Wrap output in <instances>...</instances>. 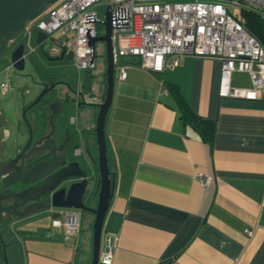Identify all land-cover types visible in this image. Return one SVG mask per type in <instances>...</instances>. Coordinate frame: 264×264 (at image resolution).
I'll use <instances>...</instances> for the list:
<instances>
[{
	"label": "crops",
	"instance_id": "1",
	"mask_svg": "<svg viewBox=\"0 0 264 264\" xmlns=\"http://www.w3.org/2000/svg\"><path fill=\"white\" fill-rule=\"evenodd\" d=\"M27 36L30 44L29 31ZM62 60L67 59H46L44 64L47 70L57 68L51 73L61 74L91 101L87 95L96 91L88 78L72 84ZM166 61L173 62L174 55L167 54ZM119 62L127 63L126 76L121 78L115 66L105 118L114 186L101 251L109 237L110 264H264V98L219 95L217 56L182 54L158 72L141 66L138 56L125 55ZM102 83L101 100L105 70ZM231 84L250 86L248 72L233 71ZM172 87L195 113L215 121L211 140L182 119ZM92 109L76 104L69 119L73 149L81 148L79 157L88 152L96 161ZM19 132L26 139L25 130ZM201 173L212 177L211 184L201 182ZM11 231L19 256L10 258V264H91L88 226L84 234L79 229L66 236L50 215L32 216L14 222ZM5 242L0 239V264H5Z\"/></svg>",
	"mask_w": 264,
	"mask_h": 264
},
{
	"label": "built area",
	"instance_id": "2",
	"mask_svg": "<svg viewBox=\"0 0 264 264\" xmlns=\"http://www.w3.org/2000/svg\"><path fill=\"white\" fill-rule=\"evenodd\" d=\"M101 0H58L36 20V27L46 36L52 54L62 50L73 52L75 68L95 66V46L90 40L99 35L101 22L93 6ZM110 7L111 41L114 65L121 78L126 76L127 63L119 62L125 55L139 57V64L158 72L172 67L180 55L217 56L221 60L219 95L245 99L264 98V46L245 27V18L230 11L232 4L264 17V0H105ZM104 33V32H103ZM28 46H30L28 42ZM174 61L167 62L166 55ZM235 70L247 71L250 86H234ZM75 120L71 117V121ZM81 148L74 149L75 154ZM209 185L212 177L199 174ZM80 215L66 213L53 223L62 224L66 236L80 229ZM246 232L251 231L246 228ZM99 261L110 264L113 251L109 237Z\"/></svg>",
	"mask_w": 264,
	"mask_h": 264
},
{
	"label": "water",
	"instance_id": "3",
	"mask_svg": "<svg viewBox=\"0 0 264 264\" xmlns=\"http://www.w3.org/2000/svg\"><path fill=\"white\" fill-rule=\"evenodd\" d=\"M58 0H0V50L8 41L13 40L33 19L38 17ZM105 31L90 40L94 47L97 40L105 43V93L98 103L82 99L79 103L97 105L96 141L98 160L87 152L83 158L75 154L70 139L61 140V124L54 122V116L61 119L65 107L60 96L52 95L53 99L44 105V111L49 112L48 122L43 132L33 137L32 126L25 116L31 105L38 102L49 92L51 87L64 81L54 82L45 86L35 99L22 109L21 115L28 124V136L24 141L22 135L16 133L5 146L0 148V239L4 228L11 230L14 222L32 216H51L62 219L66 213L76 212L83 215L86 212L94 213L92 260L91 264H99V255L102 243V226L105 212L109 206L113 193V181L108 166L107 144L105 138V118L111 105L114 90V60L111 41L110 7L106 6V17L102 21ZM46 34L38 30L36 43L47 50L49 42L42 43ZM11 55L12 66L16 69L24 68L23 50H30L27 42H19ZM73 52L62 50L52 59H70ZM75 94L81 91L71 88ZM1 98V95H0ZM7 99L12 100V97ZM5 99L1 98L3 102ZM11 123L16 120L15 107L1 105ZM1 127V126H0ZM95 195H98L96 206L92 204ZM62 216V217H59ZM107 240L105 242L107 247ZM111 242V241H110ZM4 263H7V254L4 248Z\"/></svg>",
	"mask_w": 264,
	"mask_h": 264
},
{
	"label": "flooded vegetation",
	"instance_id": "4",
	"mask_svg": "<svg viewBox=\"0 0 264 264\" xmlns=\"http://www.w3.org/2000/svg\"><path fill=\"white\" fill-rule=\"evenodd\" d=\"M22 41L26 42L24 39L21 40L14 38L13 40L8 41L5 45V47L9 45V49H4V47V50H0V77L6 76V79L0 82V95L2 99H5L2 102L0 98V106L5 105L6 103L9 107H15V110L17 111L16 120L14 123H11L7 118L5 110H1L0 108V148L1 146H5L9 141L7 140L8 138L11 140V135L13 133H20V128H23L28 136V124L25 119L22 118V109L28 106V104L35 99L45 86L49 87L57 81H64L66 84L58 83L51 87L49 92L43 95L38 102L28 107L25 116L28 118L32 126L33 137L38 136L43 132L45 127L51 125L47 119L49 112L44 111V105L49 102V100L53 99L52 95L55 96L58 94L65 107V113L61 119L58 114L55 115L54 122L57 125L61 124V140L70 139L73 144L74 140L71 134L72 124L70 123L69 116L73 106L84 99L85 93L82 89L79 90L74 88L67 80L62 78L61 74L51 73L56 71L57 68L51 67L47 70L45 64H43L40 58H38L36 54L37 50H32L33 47L30 50H23L24 53L22 56L24 57V68H14L11 64L12 49ZM28 42L29 41H27V45ZM39 51L41 54L43 53V56H45L46 59L52 62L57 60L50 58L58 54H52L48 48L47 50ZM58 88L61 89L62 93H58ZM71 88L81 91V94L73 93L70 90ZM9 97H12V100L7 99ZM81 153L82 151L76 155L79 156Z\"/></svg>",
	"mask_w": 264,
	"mask_h": 264
},
{
	"label": "rangeland",
	"instance_id": "5",
	"mask_svg": "<svg viewBox=\"0 0 264 264\" xmlns=\"http://www.w3.org/2000/svg\"><path fill=\"white\" fill-rule=\"evenodd\" d=\"M106 2L105 0H101L99 1L98 3H96L93 8L94 10L96 11L97 13V17L98 19L101 21V22H97V29L99 31L100 34H102L104 31H105V27L102 23V21L105 20V17H106ZM230 11L236 15V16H241V7L238 6L237 4H232L230 6ZM36 18L29 21L27 26L15 37L16 39H21V40H25L27 42V33L29 31V34H31L30 36V45L35 49L37 50L35 53L38 54V58H42V63L44 64V60H46L45 56H43V53L41 54V52L39 51V49L41 50V48L37 45L34 46L36 44L35 42V37H36V32H37V27H36ZM10 46H6L4 49H9ZM3 49V50H4ZM33 49V50H34ZM105 43L101 40H97L95 42V66L93 67H90V68H80V69H77L75 68L74 64H73V58H70V59H67V60H62L61 63L63 64L61 69L63 71H66L67 74H65L64 76H66L65 78H72L73 79V82L72 84H74V82L76 81H80V80H85V77L88 78V82L90 84V88L92 91H96V94H88L87 95V98L88 99H92L91 101H94L95 103H98L101 101V97L100 95L102 94V91H103V83H102V76H103V73H104V70L106 69V62H105ZM40 55V57H39ZM48 61V59H47ZM51 62V61H50ZM6 79V76L4 77H0V82L2 80H5ZM77 83V82H76ZM75 88V87H74ZM58 93H62L61 92V89L58 88ZM87 107H88V111H93L92 109V105H88L86 104ZM94 106V114H93V117L95 119V122H96V117H97V113H98V109L99 107L97 105H93ZM97 160H98V154H97ZM97 199H98V195H95L93 200H92V204L93 206L95 207L96 206V203H97ZM88 215H91L92 218L90 221L87 220V216ZM59 217H62V216H59ZM93 220H94V213L92 212H86L84 213L83 215H80V230L82 231V233L84 234V232L86 231L87 229V226H88V229H91L92 230V234H93V227H92V224H93ZM93 239V237H92Z\"/></svg>",
	"mask_w": 264,
	"mask_h": 264
},
{
	"label": "trees",
	"instance_id": "6",
	"mask_svg": "<svg viewBox=\"0 0 264 264\" xmlns=\"http://www.w3.org/2000/svg\"><path fill=\"white\" fill-rule=\"evenodd\" d=\"M56 3H54L53 5H55ZM53 5L49 6L48 8L52 7ZM241 15L245 18L246 29L250 33L255 35L264 46V17H262L258 13L244 8L241 9ZM172 89L175 90V97L178 101V107L181 112L182 119L185 122L189 123L193 128H195L204 139L211 140L215 132V121L195 113L183 100L182 96L177 92V88L172 87ZM108 166L110 170L109 158ZM110 173H112L111 170ZM1 234V239L3 242H5L4 237L7 236L8 244L5 242L6 244H4V246L7 254V263L10 264V258L15 257L17 259L19 256V252L16 247V241L14 239L12 231L8 228L2 229Z\"/></svg>",
	"mask_w": 264,
	"mask_h": 264
}]
</instances>
